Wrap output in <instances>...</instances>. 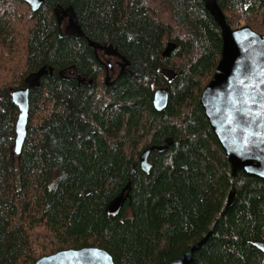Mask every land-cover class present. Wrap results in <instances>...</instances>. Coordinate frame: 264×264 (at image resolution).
Returning <instances> with one entry per match:
<instances>
[{
	"label": "trees",
	"instance_id": "trees-1",
	"mask_svg": "<svg viewBox=\"0 0 264 264\" xmlns=\"http://www.w3.org/2000/svg\"><path fill=\"white\" fill-rule=\"evenodd\" d=\"M216 1L231 28L263 32L264 0ZM69 5L81 37L57 24L54 8ZM85 37L129 64L112 75ZM221 48L204 0H44L36 11L0 0V264L85 246L117 264H169L203 237L192 264H264L249 242L264 243V181L231 176L199 102ZM42 67L51 72L29 90L17 155L11 90ZM165 86L157 110L153 93ZM151 145L166 147L150 152L146 173L139 156Z\"/></svg>",
	"mask_w": 264,
	"mask_h": 264
},
{
	"label": "water",
	"instance_id": "water-1",
	"mask_svg": "<svg viewBox=\"0 0 264 264\" xmlns=\"http://www.w3.org/2000/svg\"><path fill=\"white\" fill-rule=\"evenodd\" d=\"M36 11L44 0H22ZM205 7L217 21L221 36V55L215 70L203 87L199 102L215 137L221 145L229 163L231 176L243 171L247 176L264 181V3L263 32L253 31L248 25L231 28L216 0H204ZM54 16L60 27L64 18L67 29L78 37L83 36L73 8H54ZM59 35L61 29L58 30ZM88 45L104 50L108 54L121 58V67L129 63L111 44L100 45L85 37ZM175 44L168 42L162 55H168ZM124 70V69H123ZM51 72L45 67L33 73L27 85L11 90V100L18 108L15 122L14 153L19 155L26 136L28 115V94L31 86L37 85L38 79ZM91 82V81H90ZM168 103V87L157 88L152 97V104L157 110H163ZM165 145H151L140 156V167L149 173L151 164L148 157L152 151H163ZM128 181L107 206V212L115 214L128 197ZM234 194L231 189L226 197L229 205ZM205 237L193 245L181 256L169 264H192V255L204 243ZM260 250L264 243L249 240ZM34 264H117L103 248L85 246L67 248L39 257Z\"/></svg>",
	"mask_w": 264,
	"mask_h": 264
},
{
	"label": "flooded vegetation",
	"instance_id": "flooded-vegetation-1",
	"mask_svg": "<svg viewBox=\"0 0 264 264\" xmlns=\"http://www.w3.org/2000/svg\"><path fill=\"white\" fill-rule=\"evenodd\" d=\"M91 50L95 56H98L101 59V62L104 64V66L105 65L107 66L108 71L112 75L116 76L117 73H122L124 68L122 69L120 65L121 64L120 56L108 54L104 50L99 49V48L96 49V48L91 47ZM163 70L170 71L168 69H163Z\"/></svg>",
	"mask_w": 264,
	"mask_h": 264
},
{
	"label": "rangeland",
	"instance_id": "rangeland-1",
	"mask_svg": "<svg viewBox=\"0 0 264 264\" xmlns=\"http://www.w3.org/2000/svg\"><path fill=\"white\" fill-rule=\"evenodd\" d=\"M229 25V24H228ZM242 25H246V24H242ZM230 26V25H229ZM63 27L64 28H66V25H65V23L63 24ZM235 28V27H234ZM164 73H165V75L167 76V77H170V75H171V72L170 71H166V70H162ZM241 172V171H240ZM239 173V172H238ZM237 173V174H238Z\"/></svg>",
	"mask_w": 264,
	"mask_h": 264
},
{
	"label": "bare ground",
	"instance_id": "bare-ground-1",
	"mask_svg": "<svg viewBox=\"0 0 264 264\" xmlns=\"http://www.w3.org/2000/svg\"><path fill=\"white\" fill-rule=\"evenodd\" d=\"M141 154V153H140ZM148 162L150 163V161H149V158H148ZM151 164V163H150ZM144 171V170H143ZM145 172V171H144Z\"/></svg>",
	"mask_w": 264,
	"mask_h": 264
}]
</instances>
